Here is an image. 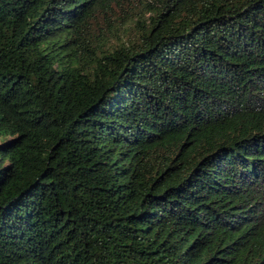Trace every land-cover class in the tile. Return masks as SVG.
<instances>
[{
	"label": "trees",
	"instance_id": "16d2710c",
	"mask_svg": "<svg viewBox=\"0 0 264 264\" xmlns=\"http://www.w3.org/2000/svg\"><path fill=\"white\" fill-rule=\"evenodd\" d=\"M0 264H264V0H0Z\"/></svg>",
	"mask_w": 264,
	"mask_h": 264
}]
</instances>
